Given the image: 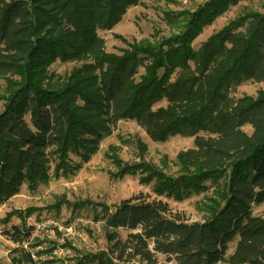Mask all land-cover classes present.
I'll return each instance as SVG.
<instances>
[{
    "label": "trees",
    "instance_id": "trees-1",
    "mask_svg": "<svg viewBox=\"0 0 264 264\" xmlns=\"http://www.w3.org/2000/svg\"><path fill=\"white\" fill-rule=\"evenodd\" d=\"M241 1L208 0L182 15L177 33L111 54L100 32L141 0H0V205L23 185L49 182L52 168L56 178L73 175L130 121L154 143L181 136L193 147L179 154L176 178L112 157L118 177L139 172L140 183L155 182L156 195L177 201L212 186L207 220L188 223L142 196L113 209L87 204L106 229L107 249L79 253L68 244L76 252L70 264H264V218L253 215L264 204V89L255 98L232 95L246 82L264 84V12L193 46ZM57 62L80 66L59 77L51 72ZM6 235L22 245L30 229L24 223ZM21 254L15 264H36Z\"/></svg>",
    "mask_w": 264,
    "mask_h": 264
},
{
    "label": "rangeland",
    "instance_id": "rangeland-1",
    "mask_svg": "<svg viewBox=\"0 0 264 264\" xmlns=\"http://www.w3.org/2000/svg\"><path fill=\"white\" fill-rule=\"evenodd\" d=\"M207 1L141 0L138 6L127 11L121 22L111 31L100 32L106 43V51L121 54V50L128 48V43L167 38L178 32L177 21H182V15L191 13ZM249 12L263 13L264 0H243L237 6L231 7L213 24L203 29L193 42L194 48L198 49L213 34ZM78 66L79 63L57 62L51 67V72L64 77ZM143 73L144 70L141 69L139 75ZM3 87L4 80L0 79V91ZM263 89V83L249 81L235 89L232 95L237 98H255ZM244 131L251 133V128L246 126ZM193 141L191 138L175 136L166 142L154 143L136 123L120 122L113 133L101 142L98 153L84 162L76 173L56 178L52 168L49 182L40 185L36 190L23 185L19 194L0 205V264H15L23 251L27 253L24 243L21 245L14 242L6 235V231L23 227L26 223L25 216L30 215L29 213H33L29 217L38 222L53 220L63 228L74 224L77 227L76 232L81 235L64 237L62 231L54 230L50 226L40 231L31 229L25 243L29 244L28 250L31 251L27 254L32 256L36 264H70L76 255L75 251L93 254L107 249L106 229L102 228V223L94 222L93 209L87 204L113 209L125 199L142 196L149 201L161 200L168 203L171 212L188 223L206 221L205 206L210 204L208 198L214 196V187L211 186L208 193L194 195L182 201L158 196L154 192L155 182L140 183L139 172L136 175L118 177V167L111 159L117 157L126 165L146 163L166 176L176 178L180 174L178 156L192 148ZM70 157L75 162L79 160L74 155ZM76 204L82 205L81 210L73 212L72 206ZM253 215L264 218V204L254 206ZM85 222L88 224H84ZM120 235L125 238L127 231L120 230ZM70 243L75 251L67 246ZM234 247L235 243L230 245L229 254Z\"/></svg>",
    "mask_w": 264,
    "mask_h": 264
},
{
    "label": "built area",
    "instance_id": "built-area-1",
    "mask_svg": "<svg viewBox=\"0 0 264 264\" xmlns=\"http://www.w3.org/2000/svg\"><path fill=\"white\" fill-rule=\"evenodd\" d=\"M26 223L25 226H27V229H35V230H43L45 229L47 226L53 227V229H58L59 231L63 232V236L64 237H68L69 235H73V236H81L79 233L76 232V225L74 224H70L67 227H61L57 222L53 221V220H41V221H36V219L29 217L28 219H25ZM95 223H100V222H95ZM84 224H88V223H84ZM64 240V239H62ZM71 244V243H70ZM28 243H24V248L27 251V253H30L31 251L28 250ZM73 246V245H72Z\"/></svg>",
    "mask_w": 264,
    "mask_h": 264
}]
</instances>
